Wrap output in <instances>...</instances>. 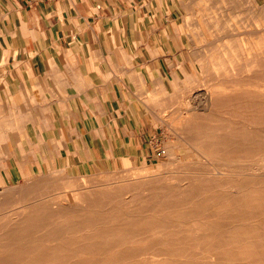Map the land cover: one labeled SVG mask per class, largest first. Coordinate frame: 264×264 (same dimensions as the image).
<instances>
[{
  "label": "bare ground",
  "instance_id": "1",
  "mask_svg": "<svg viewBox=\"0 0 264 264\" xmlns=\"http://www.w3.org/2000/svg\"><path fill=\"white\" fill-rule=\"evenodd\" d=\"M190 1L197 6L203 3L201 11L206 17L202 20L209 33V14L224 0ZM245 1L233 5L238 8ZM250 1L247 14L231 15L217 23L218 39L231 41L228 48L222 50L215 40L206 38L210 53L200 63L197 78L206 88L191 97L196 104L186 111L204 113L181 114L176 120L187 141L209 157V168L218 171L192 174L179 186L159 188L165 200L148 204L145 210L149 213L129 212L127 221L106 222L103 218L121 213L116 208L99 210V205L92 203L53 208L39 202L5 211L0 217V264H119L126 261L125 256H139L141 252L149 254L140 262L127 264H264V173L241 176L244 173L238 171L236 179L230 181L231 173L224 172L243 158L252 159L247 169L264 170V0ZM227 106L234 107L231 112L237 119L220 116L223 109L219 107ZM7 164L0 159V168ZM226 184L229 194L216 188ZM231 186L242 190L239 196H234ZM11 190L1 192L0 210L11 207L13 201L26 200L29 194L45 191L31 182L18 193L11 194ZM103 196L101 191H94L81 198L96 201ZM130 208L139 210L135 203ZM187 219L190 226L184 221ZM88 227L94 231L83 233ZM147 235L181 252H173V259H161L158 257L164 253H150L140 247L130 255L116 251ZM216 242L231 248L223 249ZM191 246H198L200 251L192 253Z\"/></svg>",
  "mask_w": 264,
  "mask_h": 264
},
{
  "label": "crops",
  "instance_id": "2",
  "mask_svg": "<svg viewBox=\"0 0 264 264\" xmlns=\"http://www.w3.org/2000/svg\"><path fill=\"white\" fill-rule=\"evenodd\" d=\"M174 12L175 0H0V122L17 128L9 138L71 162L62 167L151 156L141 80L174 55ZM5 127L7 146L16 140H3Z\"/></svg>",
  "mask_w": 264,
  "mask_h": 264
},
{
  "label": "rangeland",
  "instance_id": "3",
  "mask_svg": "<svg viewBox=\"0 0 264 264\" xmlns=\"http://www.w3.org/2000/svg\"><path fill=\"white\" fill-rule=\"evenodd\" d=\"M202 1L199 0V4ZM235 2L238 0H224L217 4L216 8L209 14L212 27L208 26L210 27L209 33L206 34L202 20L206 16L201 11L203 3L202 6H197V2L191 3L190 0H175L176 43L175 48L170 49L174 55L170 59L167 55H163L159 61L156 60L153 65L147 67L150 82L141 80V88L143 89L141 102L148 110L147 113L151 118V126L155 135L153 143L157 145L151 156L136 161H97L93 163L94 166L90 167H83L82 165L73 168L62 167L61 164L68 165L71 162L43 160L44 155L34 152L31 144L29 145L22 136L16 139L9 138V133L17 130L13 126L14 123H10L8 127L7 120L0 122L1 125L6 124L5 128H1L5 134L3 140L6 142L16 140L7 146L5 144L0 145V159L8 162L6 167L0 168V200L2 199L1 192L5 189H12L11 194L18 193L20 189L27 186L28 182L45 190L38 195L29 194L26 200L13 201L11 207L0 210V217L10 209H22L34 206L39 202L46 203L53 208L60 204L85 205L92 203L99 205V210L109 211L111 208H116L117 212L121 213L120 216L103 218L106 222L127 221L130 218L129 212L146 214L149 213L145 210L148 204L160 203L165 200L164 191H159V188L172 184L179 186L178 184L186 183L192 174L218 171L209 168L211 166L208 163L209 157L203 152L197 151L187 141V136L185 137V134L178 129L176 120L181 118V114L187 116L194 113H204L203 110L196 112L192 110L188 113L186 111L196 104V101L191 97L194 94L203 93L206 88L205 85H199L197 78L201 72L200 63L206 54L210 53L207 50L209 47L207 43L215 40L216 45L222 50L224 47L230 46L231 41L229 39H218L219 36L215 31L218 28V21H224L228 16L238 15V13L245 15L250 11V0H246L238 8L234 7ZM206 38H211V40L207 41ZM138 70L140 73L143 72L140 68ZM220 109H223L221 117L225 119L238 118L231 112V109H234L233 106L219 107ZM213 122L218 123V121ZM0 143H2L1 138ZM30 147L31 151H28ZM14 151L18 153H14ZM15 157L17 159H14ZM251 161V158L235 160V166L224 172L231 173L230 181L236 179L235 174L239 173L238 171L244 173L241 176L250 172L264 173L262 169H247ZM138 172L140 173L138 174ZM227 184L224 187L217 186L216 188L224 189L229 194ZM155 187L158 191H151V189H156ZM230 189L234 196H239L242 191L235 186H231ZM94 191H101L104 196L96 201L81 198V195ZM134 203L139 208L138 211L130 208ZM184 221L187 222V225H191L188 219ZM93 231L94 228L88 227L83 230V233H92ZM158 235L163 236V233ZM134 239L136 241L132 242L130 247H118L116 251L130 255L131 250H137L136 248L140 247L141 249L145 248L144 251L150 253H164L158 257L161 259H173V252H181L180 249H170L158 244L159 240H156L153 235H147L144 240L141 237L139 242H137L138 238ZM211 243H215V241L212 239ZM216 244L223 249L231 248V245L224 242H216ZM190 249L194 254L200 251L198 246H191ZM182 251L187 252V249ZM144 254L149 253L141 252L139 256L136 254L125 256L123 259L126 261H121L119 264L140 262L145 257Z\"/></svg>",
  "mask_w": 264,
  "mask_h": 264
},
{
  "label": "built area",
  "instance_id": "4",
  "mask_svg": "<svg viewBox=\"0 0 264 264\" xmlns=\"http://www.w3.org/2000/svg\"><path fill=\"white\" fill-rule=\"evenodd\" d=\"M44 1H46V2H50V1H58V0H44Z\"/></svg>",
  "mask_w": 264,
  "mask_h": 264
}]
</instances>
